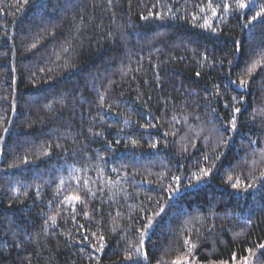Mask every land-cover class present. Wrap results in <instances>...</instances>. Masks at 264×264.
Instances as JSON below:
<instances>
[{
  "label": "trees",
  "instance_id": "1",
  "mask_svg": "<svg viewBox=\"0 0 264 264\" xmlns=\"http://www.w3.org/2000/svg\"><path fill=\"white\" fill-rule=\"evenodd\" d=\"M262 13L0 0V264H264Z\"/></svg>",
  "mask_w": 264,
  "mask_h": 264
},
{
  "label": "snow or ice",
  "instance_id": "2",
  "mask_svg": "<svg viewBox=\"0 0 264 264\" xmlns=\"http://www.w3.org/2000/svg\"><path fill=\"white\" fill-rule=\"evenodd\" d=\"M239 6L241 8L247 7V5L243 4V3H241ZM262 14H264V13H262ZM253 19H256V17H253ZM197 75H199V73H197ZM237 111H239V109H237ZM73 199H79V197H73ZM261 248H264V245H261Z\"/></svg>",
  "mask_w": 264,
  "mask_h": 264
}]
</instances>
